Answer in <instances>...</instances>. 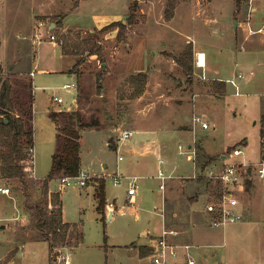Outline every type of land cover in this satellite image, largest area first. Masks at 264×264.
I'll list each match as a JSON object with an SVG mask.
<instances>
[{"label":"rangeland","instance_id":"1","mask_svg":"<svg viewBox=\"0 0 264 264\" xmlns=\"http://www.w3.org/2000/svg\"><path fill=\"white\" fill-rule=\"evenodd\" d=\"M31 1L22 0L25 10L28 11L32 6ZM69 1L65 0V9H68ZM128 1L131 0H85L79 9L69 12L65 23L72 28L98 26L103 16L126 11ZM233 1H182L174 17L166 20L167 0H139L131 3H136L138 9L134 14V23L128 25V33L123 41L107 37L105 32L97 29L104 47V57L85 56L86 62L81 66L80 74L79 109L87 121L97 120L110 138L106 132L96 129L86 130L83 134L82 170L90 176L87 185L72 183L62 187V176H56L50 182L53 190L61 192L65 219L79 223L83 233L76 247L74 245L79 240L76 233L69 238L67 249L72 264H149V256L143 257L138 251L141 245H152V240H155L142 234L143 230L152 233V229L157 227L155 231L161 234L164 227L161 213L154 209L155 205L161 207L162 201L160 180L156 178L159 170L163 169L183 182L197 180L188 177L195 171L194 162L179 153V143L186 148L194 137L198 141L202 139L210 153L205 149L203 152L207 155L200 151L199 164L206 162L210 156L213 160L211 165L217 163L218 167H222L227 160L220 158V153L228 154L246 140L244 153L232 160L238 163L259 160L260 119L264 113V48L259 49L258 54L249 55L248 66L236 65L240 63L241 55L231 51L229 46L235 41L236 48L242 49L243 37L242 33H238V38L234 40L235 21H248L250 11L249 0H244L240 8L236 6V0ZM1 3L0 0L1 26L8 28L16 55L9 58L4 68L1 66L0 87L6 79H9L11 85L13 81L17 94L15 102L25 107L30 105V97L34 95L36 177L26 174L25 179L21 180L2 177L0 174V186L6 185L11 189L8 195L0 193V225H6L0 228V264H11V261L12 264H51L49 242L39 237L35 226V208L42 197V184L51 170L53 156L59 146L58 129L48 112L51 109L72 108L77 104V89L63 87L66 83L77 82L76 74L69 75L68 72L75 58L63 56L49 43L47 37L43 44H33L28 36L32 29L31 23L25 19L26 16L21 24H12V20L7 17L6 6ZM259 3L264 8V0ZM60 16H53L52 19ZM60 32L68 33L70 30ZM96 32L82 35L89 37ZM55 34L57 43L62 44L58 33ZM194 39L201 42V49L208 56V78H203V72L196 65ZM190 48L193 49L192 73L186 72L177 61L181 53ZM144 56L147 58L146 65ZM143 66L147 74L145 91L131 99L116 98V90L124 85L126 78L137 73ZM30 70L35 72L34 76L29 73ZM100 72L103 76L98 80ZM240 72L244 77L237 78L240 94H236V88L227 80L237 77ZM32 76L34 86L31 84ZM218 77L226 81L225 95H215L213 98L197 95L199 92L211 94L212 79ZM19 80H25L22 83L24 87L17 82ZM54 95L62 96L64 102L53 101ZM206 107L210 111L203 119L207 120L210 127L203 129L199 126L193 134L191 117ZM154 121L189 131L184 135L170 134L167 140L171 152L159 153L155 149L144 152L140 159L148 161L151 169L141 173L135 167L131 142H154V133L142 134L135 130L148 127ZM124 129H133L134 134L127 140L117 141ZM109 141L117 142V146H111ZM198 141L195 144L197 148L200 145ZM145 146H141V152L146 149ZM120 156L123 158L120 159ZM161 157L165 160L163 164L159 162ZM168 159L176 167L174 172H171V167H166ZM122 171L127 176L138 177L139 187L133 203L128 200L129 179L123 177L118 184L114 182V176ZM102 177L105 179L107 201L123 210L122 213L117 210L114 217L97 209L98 202L92 182L97 184L96 181ZM253 182L254 179L247 182L245 191L239 192L242 203L247 205L248 210H254L249 218L245 215L242 221L219 227H208L204 223L203 226L207 228L202 231L199 241H193L205 245L200 249L201 255L197 256L198 264H264V206L256 212L260 208L258 199L248 203L249 191L254 189ZM214 189L217 187L206 189L205 198L202 197L198 203L203 206L202 209ZM177 205L181 206V203ZM180 208L176 213L173 204H165L164 211L166 228L177 231V234L184 231L183 220L186 218ZM137 213L140 215L138 218ZM184 254L185 249L179 247L176 258L182 259Z\"/></svg>","mask_w":264,"mask_h":264},{"label":"crops","instance_id":"2","mask_svg":"<svg viewBox=\"0 0 264 264\" xmlns=\"http://www.w3.org/2000/svg\"><path fill=\"white\" fill-rule=\"evenodd\" d=\"M1 1H2V3H1L2 6H6L7 17L12 20L11 21L12 24H14V25L21 24V20H23V18L26 16L25 19L26 20L28 19V21L31 23L30 27H32V29H31L30 34H28V36L31 38L33 44H37V45L43 44L42 42L44 40H46L47 38H49V43L54 45V48L57 49V51H60V53H62L63 56H71V57L75 58L73 60L74 61L73 65H74L78 59V56L64 54L62 52L61 44H58L57 42L52 41L50 39L51 33H53V32L57 33L56 28H58L57 22H55L52 19V17L56 16V15H61L59 17V20H58V21L61 20V22H62L61 26L59 27L60 30H70V32L76 31V32L81 33V36L84 37V35H82V33L87 34L88 32H95L97 29H102L104 26H106L112 22L125 21V18L129 14V8L131 6V3L137 2L139 0L128 1L129 5L127 2L126 11H123V13H119V14L103 16L102 22L99 23L98 26H96V25L89 26L90 28L80 27V26L72 28V27H69V25H67L65 23V21L67 20V16H68L69 12L79 9L80 4H82V2L85 0H70L69 3L67 4L68 9H65L66 8L65 7V5H66L65 0H32L31 1L32 6L28 9V11L24 9V6L22 5V3H23L22 0H21V3H20V0H1ZM261 1L262 0H249L248 2H249L250 13H249L248 21H243V20L237 21L236 20L237 24L234 26L236 38L234 40H236L238 38L237 37L238 33H242L241 36L243 37V38H241L242 49L236 48L235 41H234V44L230 43V46H229L231 51H233L237 54L240 53V55H241L240 56L241 61H240V63L237 62L236 65L239 64V65H243V66H248V64L250 63V61H248L249 55L250 54H258L260 52L259 49L264 48V8L259 3ZM5 3H7V5H5ZM233 3H234V1H233ZM234 8H235V3H234ZM234 12H235V9H234ZM7 30H8V28H6L5 26H1V22H0V64L3 68L6 65L9 58H11V56L15 57V55H16V53L13 52L14 49L11 46L13 38L7 32ZM105 33H106L107 37H110L112 39H114V37L117 38L118 27H113V28L109 29L108 31H106ZM194 40H195V46H194L195 52L196 53H204V55H205V67L203 69H202V67H199L198 69H200L201 72H203V74L206 76V78H208L206 75V72L209 70L208 56H207L206 52L204 51V49H201V42L198 41L197 39H194ZM11 50H12V53H11ZM143 60H144L145 65H146L147 58L145 56L143 57ZM254 63L256 64V62H254ZM13 65L14 64H12L10 66V70L13 68ZM73 65L69 68V71H68L69 75L74 74L73 72H71V68L73 67ZM144 68L145 67L143 66V67H141V69H138L137 71L138 72L144 71ZM210 70H212L211 67H210ZM32 71L33 70H30L29 73H31ZM11 73H14V72H11ZM34 74H35V72H34ZM75 74L78 78L77 82H76L77 104L72 108L51 109L48 112L49 116H50V113L52 111L71 112V111H75V110H80V112L82 113V110L79 109V105H80V101H79V99H80V97H79L80 96V94H79L80 76L77 75V73H75ZM238 74H242V73L240 72ZM242 75L244 77V74H242ZM33 76H32V83L31 84L34 86ZM216 79L223 80V78H221V77L220 78L218 77ZM24 81L25 80H19L17 82H19L21 87H24L22 85V83ZM26 88L27 89L29 88V87H27V83H26ZM11 92H12L11 95L13 98L15 114L17 116H21L26 122H31L33 124V128H34V120H35V112H34L35 98H34V95L32 96V109H33V111H32V114L29 115L27 113L28 108L25 107V105L15 102V97L17 96V94H16L15 83L13 81H12ZM116 94H117V90H116ZM197 95H204V96L211 97V98L216 97L215 95L208 94V93L204 94L201 92L197 93ZM116 98H117V95H116ZM195 107L197 110L198 107L196 104H195ZM199 110L201 113L199 111H197V112H199V115H201L202 117L206 116L210 111L207 109V107L205 109L201 108ZM197 112H195V113H197ZM153 123L154 124H151L148 127H143V128H139V129H135V130L140 131L142 134H146V133L153 134L154 133V135H156V139L154 140V142H152L151 144L145 143L144 141L138 142V140L135 142H131V152H132L133 159L135 161V167L141 173L147 172L151 169L148 161H144V160L140 159L142 156H144V152H146L147 150H153V149H155L159 153L164 152V151L171 152L170 151V149H171L170 143H168V140H167L168 137L170 136V134L172 135L175 133V134L184 135L187 131H189L187 129L182 130V131L178 130L177 128H174L172 124L166 125L162 122L158 123V121H154ZM56 127H57V125H56ZM93 129L104 131V129H102V128H100V129L99 128H87V129L82 131V136L86 130H93ZM34 132H35V130H34ZM104 132H106V131H104ZM34 135H35V133H34ZM108 138H110L109 134H108ZM244 141H245L244 145H246L247 141L246 140H244ZM198 142H200V146L202 147L201 152H203V150L205 149V151L207 153H210L208 151L207 147L203 144L202 139L199 140ZM109 143L111 146H117V142L115 143V142L109 141ZM143 145H146L145 146L146 149H144V151L141 152V146H143ZM198 153H199V151H198ZM205 155H207V154H205ZM81 156H82V152H81ZM222 156H224L223 152L220 153L219 157L222 158ZM213 158H215V157H213ZM161 159H163V158L161 157L160 160ZM167 161L169 163L166 164L167 165L166 167H171L172 168L171 172H174L176 167L173 166L172 160L168 159ZM211 161H213V160H210V162ZM210 162H208V163H210ZM122 172L125 174L124 171H122ZM125 176H127V175H125ZM51 181H52V179L50 180V182ZM253 183H255L253 185L254 187H252L254 189L249 191L250 193L248 195V203L255 202V200L257 198L259 203H260V208H258V210H256V212H258L264 206V181H261V180L254 178ZM92 184L95 186V191H96L95 181H94V183L92 182ZM86 185H87V183H86ZM49 186H50V183H49ZM207 188H209V187L207 185V182L204 180V178H203V180H201L199 178L197 180H191L189 182H183V181L179 180L178 178H174V176H173L172 178L167 180L166 190L164 192L162 191L161 207L157 206V205L154 206V209L158 210L159 213H161V215H162L163 225H164L163 228L166 227V221L164 219L165 218V213H164L165 204H168V205L173 204L174 210L176 213H178L177 212L178 207L179 208L181 207L180 208L181 211H183L185 213V216H186L185 220H183V227H182L184 229V231H181L180 234L170 236L169 239H170V241H174L175 243H178V244H190L191 247L189 249V252H190L191 256L196 260V264H198L197 256L201 255L200 249L204 248L205 245H202L199 242L194 243L193 241H199V237L201 236L202 231L207 228V227L203 226L204 223L206 225H208V227H212L210 225V223L208 222V220L206 219V216H205L206 201L204 203L203 209H202L203 206L198 205L201 198L202 197L205 198L204 194H205V191ZM50 192H60V191H55L50 186ZM166 195H167V197H166ZM178 202L181 203V206L177 205ZM110 203L111 202L107 201L105 211H104V213L109 214V217H114V214H115V212H117V210L119 213L123 212L122 208L117 209L115 204H114L115 207H112L110 205ZM243 205H244V217H243V219H245V215L247 216V218H249V215H251L254 210L252 208L250 210H248V208L246 207L247 205L245 203ZM62 209H63V201H62ZM134 210H137V209L135 208ZM200 210H202V212ZM139 216L140 215L137 213L136 217L138 218ZM0 219H2V218H0ZM63 219L65 222H69L65 219L64 209H63ZM72 223H74V222H72ZM181 226H182V223H181ZM80 229H81V227H80ZM156 229H158V228L156 227ZM156 229L153 228L152 233L150 230H143L142 234L147 235V236H151L153 239H156V237H158L160 235V233L158 231L157 232L155 231ZM183 240H185V241H183ZM154 241L155 240H152L151 244L154 243ZM150 252H151V245L150 244L141 245L140 249L138 251V253L143 257H145V256L148 257ZM186 253H187V250L185 249V254H184L183 258L182 259L175 258V259L180 264H187V254ZM148 260H149V258H148ZM10 263L12 264V261ZM199 264H201V263H199ZM202 264H205V263H202Z\"/></svg>","mask_w":264,"mask_h":264},{"label":"trees","instance_id":"3","mask_svg":"<svg viewBox=\"0 0 264 264\" xmlns=\"http://www.w3.org/2000/svg\"><path fill=\"white\" fill-rule=\"evenodd\" d=\"M187 0H167L165 8V19L171 20L177 6ZM244 0H236V6L240 8ZM138 6L133 3L130 6V12L127 17V22L116 21L112 22L99 32H106L113 27H118L117 39L123 41L128 33V25L134 23V14ZM54 18L57 22L58 28L56 32L59 39L62 40V52L64 54L78 56L77 61L71 68V72L77 73L80 76L82 73L81 66L86 62V54L97 55L100 59L104 57V47L99 40V35L96 32L89 37H82L79 32H60L61 20ZM193 49L183 51L179 58L178 63L185 69L186 72L192 73L193 71ZM1 70V64H0ZM101 72L98 74V80L102 79ZM147 74L144 71L137 72L129 75L123 86L117 90V98L119 100L131 99L139 97L146 89ZM226 81L212 79L210 84V91L212 95L223 96L227 93ZM12 85L9 79L4 80L0 87V174L6 178H19L25 179V165L30 157V148L34 147V128L31 122H26L21 116H17L14 112V105L11 98ZM128 89H131L129 92ZM129 92V93H128ZM27 113L32 114V97H30V105L27 107ZM51 118L56 123L58 128L59 146L53 156L51 170L48 176L44 179L42 184V197L36 204L35 226L40 238L49 242L50 254L55 247L69 246L70 236L74 232L76 237L79 238L76 247L82 239V231L78 223L65 222L63 219L62 199L60 192H50V180L56 176H76L80 173L82 168V131L87 128H100L97 120L87 121L80 110L71 112L52 111ZM63 123V124H62ZM260 136L261 145L264 144V113L260 119ZM245 142V141H244ZM244 144V143H241ZM236 147V146H235ZM199 158L202 147L199 145ZM212 160L209 159L203 164H208ZM203 180V177L200 178ZM208 187L214 186L210 180L204 179ZM251 181L250 179L247 181ZM219 191L220 185H216ZM248 188V186H247ZM95 197L98 202L97 209L100 212L105 211L107 204L106 197V184L105 179H98L96 184ZM73 247V248H74Z\"/></svg>","mask_w":264,"mask_h":264},{"label":"built area","instance_id":"4","mask_svg":"<svg viewBox=\"0 0 264 264\" xmlns=\"http://www.w3.org/2000/svg\"><path fill=\"white\" fill-rule=\"evenodd\" d=\"M42 23V22H41ZM40 23V24H41ZM50 39L57 42V36L55 33H51ZM201 54L197 53L196 65L198 67H205V55L204 61L201 59ZM34 75V72H31ZM242 74H238L237 77L228 79L236 88V94H240L239 83L237 78H242ZM203 78H206L204 75ZM66 89L76 88V83H66L63 85ZM53 100L58 103H63L64 98L62 96L54 95ZM77 103V98H75ZM208 129L210 127L207 120L197 113H194L191 117V130L194 134L197 127ZM134 134L133 129L121 130L118 141H124L130 138ZM196 137L193 142L184 148L182 143L178 144L179 153L185 154L188 160L194 162L195 171L192 175H188L190 178L199 179L204 178L210 180L211 183L216 186L220 185L219 191H213L205 205V216L212 227L225 226L229 223H236L241 221L244 217V205L239 197V192L245 191L247 181L250 179H258L264 181V144L261 145V155L256 162H235L232 159L236 156L244 153V144L237 145L228 154H225L224 158L227 160L222 167L216 165L199 164V153L198 148L195 146L197 143ZM123 157L120 156V159ZM34 147L30 148V157L26 161L25 172L30 177H36L35 174V162H34ZM164 160L161 159L160 163ZM197 169H200L197 171ZM122 177L129 179V185L127 188L128 200L130 203L135 202V198L138 191V177L136 176H125L123 172L117 173L114 176V182L118 184ZM160 180V189L164 192L167 186V180L172 178V174H167L163 169H160L157 176ZM90 176L81 169L80 173L76 176H63L61 177V186L66 187L72 183L84 186ZM10 187L6 185L0 186V193L4 195L10 194ZM110 205L114 206L111 202ZM164 211V210H163ZM177 231L163 228L161 234L155 239L151 245V252L149 254V264H180L175 258L177 257V250L182 247L187 250V264H196V260L191 256L189 249L190 244H176L170 241V236L176 235ZM68 246L55 247L51 252V264H72L70 255L67 249Z\"/></svg>","mask_w":264,"mask_h":264},{"label":"water","instance_id":"5","mask_svg":"<svg viewBox=\"0 0 264 264\" xmlns=\"http://www.w3.org/2000/svg\"><path fill=\"white\" fill-rule=\"evenodd\" d=\"M235 23L237 24V21H235ZM226 157V155H224V156H222V158L224 159ZM1 227H6V225L4 224V225H0V228Z\"/></svg>","mask_w":264,"mask_h":264},{"label":"bare ground","instance_id":"6","mask_svg":"<svg viewBox=\"0 0 264 264\" xmlns=\"http://www.w3.org/2000/svg\"><path fill=\"white\" fill-rule=\"evenodd\" d=\"M201 59H202V61H204V55L203 54H201Z\"/></svg>","mask_w":264,"mask_h":264}]
</instances>
